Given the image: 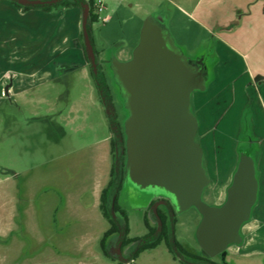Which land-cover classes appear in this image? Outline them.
<instances>
[{"label": "rangeland", "instance_id": "374dc122", "mask_svg": "<svg viewBox=\"0 0 264 264\" xmlns=\"http://www.w3.org/2000/svg\"><path fill=\"white\" fill-rule=\"evenodd\" d=\"M123 3L105 0L100 18L91 27L99 51L121 43L123 57L128 59L140 40L144 15H135ZM164 9L172 13L166 25L174 44L191 65L204 55L208 68V90L192 92L190 110L200 121L195 140L201 146L209 180L201 199L220 205L236 170L237 144L242 142L256 162L264 158L261 145L251 144L259 137L257 131L261 132L257 121L264 130V118L253 112L254 92L242 64L225 63L224 55H229H217L216 40L181 9L172 5ZM107 75L124 124L129 113L112 72ZM197 93L200 106L195 102ZM219 110L225 112L223 119L216 118ZM238 121L242 127L236 125ZM110 128L93 78L77 69L62 70L56 79L36 89L0 99V264H89V259L93 264H119L106 258L100 247L109 222L85 197L98 181L109 177L113 157L105 137ZM152 199L150 190L123 183L119 202L129 217L130 236L147 234L145 215L155 225L154 211L148 207ZM255 210L256 204L253 215ZM174 218L170 217L171 237L190 253L205 256L197 238L202 219L198 208L191 205L176 211ZM240 233L243 239V228ZM234 244L239 243L228 248ZM122 253L129 258L128 264H183L164 243L133 259L126 250ZM226 259L234 261L231 252ZM259 259L264 264V255Z\"/></svg>", "mask_w": 264, "mask_h": 264}, {"label": "water", "instance_id": "95a60500", "mask_svg": "<svg viewBox=\"0 0 264 264\" xmlns=\"http://www.w3.org/2000/svg\"><path fill=\"white\" fill-rule=\"evenodd\" d=\"M22 5H48L61 0H15ZM83 9L82 33L85 49L95 75L99 59L92 35L90 6L80 0ZM204 56L191 65L187 56L174 44L168 28L148 19L141 31L132 58L120 61L115 55L107 59L108 69L120 89L128 116L124 122L125 137L120 135L125 149L124 182L151 191V196H164L171 216L194 205L202 214L197 238L205 255L221 254L224 264L227 248L242 241L240 229L251 216L257 200L258 180L255 159L250 151L239 152L238 163L227 198L220 205H208L201 199L208 177L202 165V149L195 140L199 126L191 112V95L206 87L207 67ZM115 199V197H114ZM112 204V215L116 214ZM155 212L157 204H155ZM162 229L159 219L156 232L141 239L134 252L144 243L156 238ZM125 231L121 227L116 244L117 257L123 262L122 243ZM174 252L183 255L171 237Z\"/></svg>", "mask_w": 264, "mask_h": 264}, {"label": "crops", "instance_id": "0c3cea01", "mask_svg": "<svg viewBox=\"0 0 264 264\" xmlns=\"http://www.w3.org/2000/svg\"><path fill=\"white\" fill-rule=\"evenodd\" d=\"M123 1V6L129 7L135 15L143 12L140 35L148 19H154L167 27L166 19L172 15L170 10L164 9L168 5L181 9L189 19L198 23L216 40L214 52L217 55H229V57L224 55L228 58L225 63L239 62L245 68L254 92L253 96L251 95L254 102L253 112L254 114L260 112V116L264 118V0ZM82 19L83 9L77 6H59L51 10L36 7L25 10L11 0H0V99L36 89L56 79L62 70L77 69L85 76L93 78L80 41ZM96 49L98 52V48ZM100 51L105 54V58L115 55L120 61L131 59L123 57L125 49L121 43L102 48ZM203 61L205 63V60ZM206 89L205 87L202 91ZM248 97L246 93V101ZM198 99L197 93L195 102L200 106ZM217 112L216 118L223 119L225 112L220 110ZM236 125L241 126L240 121ZM258 127L261 129V132L257 131L256 134L259 137L251 138V144L259 143L263 156L264 130L257 121V130ZM238 131V135L243 136V133ZM105 139L109 142L110 153L111 129ZM236 161L238 162V159ZM255 165L258 180L256 210L254 215L251 211L250 218L241 226L240 230L243 228L245 237L239 244L228 248L234 259L233 264H261L259 258L264 255V158L255 161ZM109 178L110 173L106 182L98 181L88 193L89 196L85 194L99 210L101 191ZM80 198L84 199L83 193L80 194ZM100 214L103 217L102 212ZM113 243L114 239L111 238L107 244L109 251ZM131 248L132 244L126 246L124 250L131 253L129 252ZM106 258L116 260L119 264L129 263H124L119 257ZM90 260L89 264H93V260Z\"/></svg>", "mask_w": 264, "mask_h": 264}, {"label": "trees", "instance_id": "16d2710c", "mask_svg": "<svg viewBox=\"0 0 264 264\" xmlns=\"http://www.w3.org/2000/svg\"><path fill=\"white\" fill-rule=\"evenodd\" d=\"M11 1L16 6L21 7L22 9H25V10L30 9V8H36V7L42 8L44 10H51L59 6H64V7L77 6L82 9L80 0H61L60 2H57L54 4L37 5V6L22 5L15 0H11ZM87 2L89 3V6H90L89 20L92 25L93 22L99 19V16L94 11L95 0H87ZM80 41L82 43V47L85 53L86 60L89 63L91 75L94 76V73H93V70H92L86 49H85L83 33L80 35ZM242 149H245V147L242 145V142H239L238 153ZM111 152H112L113 161H112V165L110 169V178L107 184L103 187L101 191L100 204H99L103 217L110 224V226L108 227V229L104 231L100 239V247H101L103 254L110 258L117 257L115 248H116V244L118 241L121 227H123L125 231V237L122 243V251L124 250L126 246L130 244H132V250H133L135 245L138 242H140L141 239L147 238L149 235H152L155 233L156 228H157V221L160 219L162 221L163 227L159 235L156 238H153L152 240L141 245L134 252L132 258L137 257L142 251L146 249L155 248L156 246L164 243L169 248V251L172 253L174 258L179 259L180 262H182L183 264H215L209 261L208 258L199 257L193 253H190L185 248H183L180 245V243L175 239L177 248L180 251V253L183 255L184 259H180L176 255V253L174 252L172 248V244H171L170 217L169 215H166V213H164L161 209H157L156 213L154 212L156 223L153 226L150 224L148 217L145 215V224L147 228L149 229L147 235H144V236H130L129 235L130 233L129 217L119 202V193L124 183L126 153H125V149L122 148V144L118 136L111 139ZM113 199H114L113 209L116 214V219L113 218L112 211H111ZM173 221H175V218H173ZM111 238L114 239V243H115L114 254H112L107 247V244Z\"/></svg>", "mask_w": 264, "mask_h": 264}, {"label": "flooded vegetation", "instance_id": "af4514ba", "mask_svg": "<svg viewBox=\"0 0 264 264\" xmlns=\"http://www.w3.org/2000/svg\"><path fill=\"white\" fill-rule=\"evenodd\" d=\"M97 55H98V59H99V72L97 75L94 74L93 80H94L96 89L99 92L100 100H101V102L105 108L106 114H107L109 121H110V125H111L110 129L112 131V138H115L117 136L120 138V135H122L124 138H126L125 132H124V124H123L122 120L120 119V114H119V111L117 108L115 95L113 93V90L111 88V83L109 82L108 75H107V73L109 71L108 62H107L108 58H105V54L103 55V53L101 51H98ZM166 199L167 198H165L164 196H155L150 201V203L148 205L149 209H152L155 212L154 206H155V204H157L156 211H157V209H161L164 213H166V215H169V217H171V212L169 210L168 205H166L163 202ZM174 216H175V214H174ZM158 222H159V220L157 221V227H158ZM162 227H163V224H162ZM156 230H157V228H156ZM148 231H149V229H148ZM147 234H148V232H147ZM147 234H145V235H147ZM152 235H149V236H152ZM228 253H229V250L227 248L226 258H227ZM196 255L199 257L208 258L209 261H211L212 263H215V264H224L222 259H221V254L215 255L218 257V259H214L215 256H207V255L202 256V255H198V254H196ZM125 257H127V256H125ZM226 261H227V259H226ZM227 262H229V261H227ZM231 263L233 264V262H231Z\"/></svg>", "mask_w": 264, "mask_h": 264}, {"label": "built area", "instance_id": "2783aa9c", "mask_svg": "<svg viewBox=\"0 0 264 264\" xmlns=\"http://www.w3.org/2000/svg\"><path fill=\"white\" fill-rule=\"evenodd\" d=\"M103 8H104L103 1L102 0H95V2H94V11L98 14L99 18L101 16L100 13L103 10Z\"/></svg>", "mask_w": 264, "mask_h": 264}]
</instances>
